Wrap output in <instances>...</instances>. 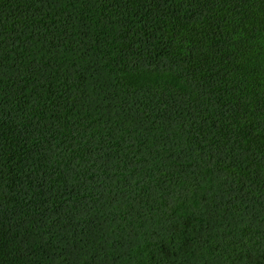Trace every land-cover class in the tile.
Returning a JSON list of instances; mask_svg holds the SVG:
<instances>
[{
  "label": "trees",
  "instance_id": "16d2710c",
  "mask_svg": "<svg viewBox=\"0 0 264 264\" xmlns=\"http://www.w3.org/2000/svg\"><path fill=\"white\" fill-rule=\"evenodd\" d=\"M0 264H264V0H0Z\"/></svg>",
  "mask_w": 264,
  "mask_h": 264
}]
</instances>
